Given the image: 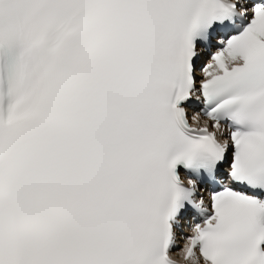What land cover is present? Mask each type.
Instances as JSON below:
<instances>
[{
	"label": "snow or ice",
	"instance_id": "1",
	"mask_svg": "<svg viewBox=\"0 0 264 264\" xmlns=\"http://www.w3.org/2000/svg\"><path fill=\"white\" fill-rule=\"evenodd\" d=\"M0 264H264V0H0Z\"/></svg>",
	"mask_w": 264,
	"mask_h": 264
}]
</instances>
